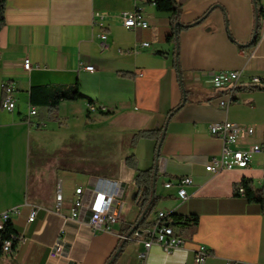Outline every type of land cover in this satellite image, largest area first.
Segmentation results:
<instances>
[{"label": "crops", "instance_id": "obj_1", "mask_svg": "<svg viewBox=\"0 0 264 264\" xmlns=\"http://www.w3.org/2000/svg\"><path fill=\"white\" fill-rule=\"evenodd\" d=\"M174 1L181 25L175 36L171 14L158 12L152 0H4L0 83L12 87L15 108L0 110V214L17 211L9 222L22 239L10 256L0 253V264H105L119 248L111 264H194L199 246L209 251L204 264H264V215L235 194L243 179L264 190V150L243 169H204L222 146L208 133L212 123L251 128L250 136L240 137V149L264 145V91L247 89L252 78L264 82V37L250 45L258 33L254 1ZM258 1L264 11V0ZM136 9L147 28L126 29L119 14ZM220 71L239 75L225 108L219 103L228 89L214 87L205 75ZM51 84H78L88 100L61 102L54 113L36 108L28 117L30 88ZM177 107L157 159L156 139L131 145L139 131L161 136ZM131 155L141 172L157 162L155 201L139 227L151 225L158 213L197 217L196 227L172 225L182 248L146 251L124 239L147 207L136 199L135 172L125 163ZM179 178L192 180L186 202L177 197ZM76 188L84 205L76 219H66ZM112 191L120 221L111 233L92 232L91 209ZM32 209L36 216L28 223ZM57 242L62 250L51 258ZM142 253L144 260L137 257Z\"/></svg>", "mask_w": 264, "mask_h": 264}, {"label": "built area", "instance_id": "obj_2", "mask_svg": "<svg viewBox=\"0 0 264 264\" xmlns=\"http://www.w3.org/2000/svg\"><path fill=\"white\" fill-rule=\"evenodd\" d=\"M122 20V25L126 29L134 28H147V23L140 13L139 9L134 11H122L119 14ZM95 21L98 19V15L94 16ZM264 37V17H262L258 24L257 39ZM106 35L102 33L100 35L101 48L106 47L105 44ZM147 43H143L142 47H147ZM23 68L29 70L30 63L28 60H24ZM83 70L87 72H93L92 66H84ZM214 87H223L228 89V99L221 101L219 106L222 108L228 107L233 102V91L237 86L239 75L234 71H220L206 73ZM262 80L259 78H252L250 84L259 85ZM15 108V99L13 98L12 87L5 83H0V110L6 112H12ZM89 111H94L95 108L92 105H87ZM37 113L36 108L29 107L28 117L35 116ZM208 133L221 141V150L218 157L211 158L205 166V171L210 174H217L222 171H228L233 169H243L249 166L253 156L261 154L264 150V145H252L246 149L238 148V142L242 135L250 136L253 130L249 127L238 126L229 122L212 123L208 126ZM264 176V170L262 171ZM192 185L190 178H179L176 181L177 197L181 202L188 200V195L185 191V187ZM165 188L173 186L172 183H166ZM81 188H76L74 191L75 198L72 202V208L70 209V215L66 219H76L79 215V211L84 205V200L80 196ZM239 197H244V189L242 187L237 188L235 192ZM116 195V192L108 194L107 198H104L102 202L91 209L90 217L88 219V227L92 232H106L111 233L113 226L120 221V214L112 208V200ZM93 197V196H92ZM57 201H61V195L56 197ZM17 214L16 210L3 212L0 214V233L1 222H9L11 215ZM36 216V210L32 209L27 215V222L34 221ZM167 214L158 213L151 225L147 227L136 228L129 237H125V240H134L142 243L144 249L147 251L153 245L160 246L165 253H170L175 249H180L184 245V240L181 238L169 224ZM21 236L10 235L8 238H0V253L3 256H10L16 244L21 241ZM62 246L60 243H55L54 248L51 250L49 256L56 258L60 255ZM209 255V251L204 246H199L195 249L193 254L194 264H204L206 258ZM137 257L140 260H144L145 253L138 254Z\"/></svg>", "mask_w": 264, "mask_h": 264}, {"label": "trees", "instance_id": "obj_3", "mask_svg": "<svg viewBox=\"0 0 264 264\" xmlns=\"http://www.w3.org/2000/svg\"><path fill=\"white\" fill-rule=\"evenodd\" d=\"M255 5V17H256V28H258L259 20L264 17V11L259 6L258 0H253ZM152 4L155 6L156 10L161 13H170L171 14V23H178V17H179V6H177L176 2L174 0H152ZM3 10H4V0H0V30L4 25V19H3ZM203 18V17H202ZM202 18L197 20L194 24L199 23ZM192 24V25H194ZM174 25V24H173ZM178 27H181V25L177 26L176 28V34ZM188 27V26H185ZM172 36L168 35L166 40L169 41V38ZM174 36V33H173ZM257 40V31L255 30L253 39L251 41V46L255 44ZM176 55V54H175ZM175 67L178 70L177 66V60L175 58ZM248 90H260L264 91V82L261 81L259 86H250L247 88ZM78 100H88L79 90L78 84L73 85H63V84H51L46 86H36L32 87L29 90L28 93V104L30 107L34 108H46L49 113H54L59 104L61 102L66 101H78ZM91 103V102H90ZM170 111L167 118L178 109ZM166 118V119H167ZM160 138V132L159 131H139L136 134H134L131 137V145H135L137 141L140 139H156V144L158 143ZM264 144V143H263ZM157 146V145H156ZM155 159H156V148H155ZM126 165L132 169L135 172V177L133 179V185L137 189V195L136 199L140 200L142 202V207L147 206L151 199L152 194V174L154 170L155 163L153 167L147 171L141 172L137 170V164L136 159L133 155L127 157L125 159ZM242 187L244 189V197L245 200L248 203L258 205L260 207V212L262 215H264V190L263 189H257L255 188L252 183L249 180H241V182L235 187V192L237 191V188ZM139 193V195H138ZM237 195V194H236ZM238 196V195H237ZM155 199L153 198L150 207L148 208V211L144 214V216L136 223V225L133 228H138L141 223L144 222L145 218L149 214ZM169 224L172 225H181V226H191L196 227L198 223V219L196 216L191 217H182L179 215H169L167 221H169ZM132 228V229H133ZM3 232L0 233V238H8L10 235H17L15 231L12 228V225L10 222H7L4 225V228L2 230ZM130 235V234H129ZM112 257L109 258V260L105 264H111L112 263Z\"/></svg>", "mask_w": 264, "mask_h": 264}, {"label": "water", "instance_id": "obj_4", "mask_svg": "<svg viewBox=\"0 0 264 264\" xmlns=\"http://www.w3.org/2000/svg\"><path fill=\"white\" fill-rule=\"evenodd\" d=\"M178 25H179L178 23H175L174 26H173L174 36L176 35V28H177ZM179 78H180V77H179ZM179 83H180V86H181V82H180V80H179ZM184 102H185V97H184V94H183L182 104H183ZM169 118H170V116H169V117L167 118V120H166V123H165V125H164V127H163V129H162L161 136H160L159 141H158L157 146H156V159H157L158 154H159V149H160L161 143H162V141H163V137H164L165 129H166V124H167V121L169 120ZM156 173H157V162H156V160H155V166H154V170H153V174H152V194H151V199H150V201H149L147 207L145 208L142 217H143L144 214L148 211V208L150 207V204H151V202H152V200H153V188H154V184H155ZM135 229H136V228H133V229L131 230L130 235L132 234V232H133ZM130 235H129V236H130ZM129 236H127V237H129ZM119 250H120V248H119V249L117 250V252L114 254V256L112 257V260H111V261L114 260V258H115L116 255L118 254ZM109 264H110V263H109Z\"/></svg>", "mask_w": 264, "mask_h": 264}, {"label": "bare ground", "instance_id": "obj_5", "mask_svg": "<svg viewBox=\"0 0 264 264\" xmlns=\"http://www.w3.org/2000/svg\"><path fill=\"white\" fill-rule=\"evenodd\" d=\"M6 223H7V222H1V231L3 230L4 225H5Z\"/></svg>", "mask_w": 264, "mask_h": 264}, {"label": "rangeland", "instance_id": "obj_6", "mask_svg": "<svg viewBox=\"0 0 264 264\" xmlns=\"http://www.w3.org/2000/svg\"><path fill=\"white\" fill-rule=\"evenodd\" d=\"M66 85V84H65Z\"/></svg>", "mask_w": 264, "mask_h": 264}]
</instances>
